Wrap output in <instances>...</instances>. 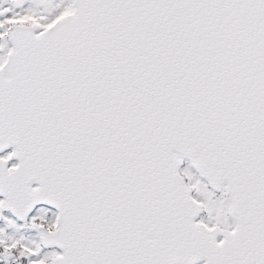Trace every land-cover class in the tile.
Returning a JSON list of instances; mask_svg holds the SVG:
<instances>
[{"label":"snow or ice","instance_id":"6c2138e0","mask_svg":"<svg viewBox=\"0 0 264 264\" xmlns=\"http://www.w3.org/2000/svg\"><path fill=\"white\" fill-rule=\"evenodd\" d=\"M0 264H264V0H0Z\"/></svg>","mask_w":264,"mask_h":264}]
</instances>
